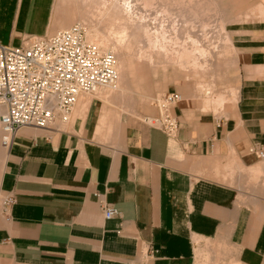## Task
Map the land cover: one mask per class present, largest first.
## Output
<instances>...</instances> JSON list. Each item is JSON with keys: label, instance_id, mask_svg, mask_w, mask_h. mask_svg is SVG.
<instances>
[{"label": "crops", "instance_id": "1", "mask_svg": "<svg viewBox=\"0 0 264 264\" xmlns=\"http://www.w3.org/2000/svg\"><path fill=\"white\" fill-rule=\"evenodd\" d=\"M54 5L0 0V43L69 27L55 23ZM232 43L240 89L217 93L218 106L205 98L204 110L177 103L175 135L104 103L127 83L79 97L61 129L24 127L9 149L0 132V264H217L199 257L205 242L218 264H264V196L249 188L260 162L250 149L264 146V34ZM228 103V116L207 111ZM104 204L121 215L105 218Z\"/></svg>", "mask_w": 264, "mask_h": 264}, {"label": "rangeland", "instance_id": "2", "mask_svg": "<svg viewBox=\"0 0 264 264\" xmlns=\"http://www.w3.org/2000/svg\"><path fill=\"white\" fill-rule=\"evenodd\" d=\"M141 1V4L139 3L138 8L135 9L132 14V23L127 21L126 17H123V20L118 19L115 15L116 11L105 9L101 6L98 0H55V23L60 20H67L69 22L68 26H72L75 23H82L86 29L88 28V31L91 27L98 29L101 33V37L104 33V36L109 39L107 44L110 46L109 49H112V51L116 53L117 62L125 61L128 67L125 81L129 84L130 88L117 97H114L112 101L102 98L103 96L110 97L109 93H102V91L101 93L99 91L97 94H83L80 97L88 96L98 99L102 98V100L104 99V101H107L104 103L110 104L113 109L118 111L116 112L118 114V118H121L119 114L123 112L129 114L135 119L140 118L154 125L155 119L160 116L159 105L161 104V99L167 92H179L182 94L183 99H191L193 103L197 104L204 110L202 103L206 98L205 95L207 94L206 92L204 93V86L211 85V97L215 96L219 92H224L226 95H229L232 87L240 89L242 59L237 46L236 51L232 52L233 46L228 42L233 40V42L237 45V41L242 38V34L248 32H259L264 34V14H260V11L256 9V6H258L259 3L264 4V0H153V7H146ZM152 11L153 14L156 12V14L158 13L160 16H164L166 12H170L171 14H174V16H177V18L181 19L176 22L179 23V35L177 39L178 42L174 43L178 46H176L177 48H180L175 51L176 53L173 50H170L169 54L165 55L164 53L162 54L157 51H152V48L154 47H152V45L147 41L148 39L145 37L146 33L144 28H142V24L144 23L139 22L145 19V17L141 16H145L144 14H148V12L151 13ZM190 12L191 14H189ZM134 13L137 16L134 15ZM194 13L197 14V18L193 16ZM246 14H249L251 18L246 19L249 18ZM210 15H214L212 16L214 18ZM146 18L148 19V17ZM204 20L206 21L203 22ZM202 22L205 24L208 23L207 25L210 28L209 30L211 32H209L211 37H201V28L203 26L205 27V25H202ZM221 23L225 26L223 27L224 30L226 29L225 31L227 33L222 32ZM150 24V20L145 22V25H147L148 28H152V25ZM128 27H130V29ZM61 29L64 28L58 26L52 33ZM190 35L197 40L198 45L200 44L208 52V55L200 57L198 60V63L200 62L199 66L201 67H196L194 65L195 63H193L194 61L192 62V60L190 62H186L187 65L183 60V64L181 66V63L179 62L180 59L178 58V55L176 56L178 51H183L182 48L189 50L194 49L195 44L191 41L189 37ZM117 37L118 39H116ZM121 37H124V41L121 40ZM119 38L123 45L119 43ZM161 42L163 41H160V44L164 46L165 42ZM179 42L180 44H178ZM140 55H142L143 58L140 57ZM235 57L237 58L236 61H234L236 59ZM163 65L168 66L165 69L159 70L157 73H155L152 69L147 68L150 66L157 68ZM182 68L187 70V72L183 71ZM209 68L211 69L206 73L204 79L200 76L192 74V72L198 73L208 70ZM121 88L122 86L119 87L118 91ZM114 93H117V91ZM218 99L209 98L208 101H210V105L217 106L219 101ZM231 106L232 104L228 103L225 105L223 110H219L218 112L211 109L207 111L213 112L217 116H228L227 109ZM173 109L174 108H171L172 113L174 114ZM152 118L153 120L151 121ZM66 125H64V127ZM262 162L264 161L262 160ZM249 175L251 180L249 186L251 194L264 196V175L263 177L256 179L253 177L251 172ZM251 198L249 202L253 204ZM261 204L264 205V201ZM205 245V250H198L199 257L205 259V261L208 260L206 263H210L211 258L214 256L213 254H215L216 262L218 264L219 258L222 256V254H220L221 251L217 249H213V251H211L208 248L209 244H206L205 242Z\"/></svg>", "mask_w": 264, "mask_h": 264}, {"label": "built area", "instance_id": "3", "mask_svg": "<svg viewBox=\"0 0 264 264\" xmlns=\"http://www.w3.org/2000/svg\"><path fill=\"white\" fill-rule=\"evenodd\" d=\"M118 78L116 54L89 40L80 23L44 36L25 37L19 45L0 43L1 145L9 149L27 126L61 129L81 95L97 94ZM182 100L176 91L161 99L154 125L170 136L179 127L171 108ZM250 151L264 160V146ZM12 201L9 198L7 204ZM103 211L107 219L121 215L108 204ZM153 254L154 250L146 251L147 256Z\"/></svg>", "mask_w": 264, "mask_h": 264}, {"label": "bare ground", "instance_id": "4", "mask_svg": "<svg viewBox=\"0 0 264 264\" xmlns=\"http://www.w3.org/2000/svg\"><path fill=\"white\" fill-rule=\"evenodd\" d=\"M99 1V3L101 4V6L102 7H104L105 9H109L110 11H116V13H115V15H116V17H118V19H122L123 17H126V19H127V21H129V22H132V14H133V12H134V10L135 9H137L138 8V5H139V3H140V1L141 0H98ZM184 1V0H183ZM183 1H182V3H183ZM141 2H143V4H145V6L146 7H153V4H154V2H153V0H142ZM181 2V1H180ZM191 2V1H190ZM193 2V1H192ZM263 3H264V1H263ZM141 4V3H140ZM258 5V4H257ZM144 6V7H145ZM256 6V5H255ZM98 7V6H97ZM99 7H100V5H99ZM115 9H117V10H115ZM143 9V8H142ZM149 9V8H148ZM256 9H258L259 11H260V14L262 13V14H264V4H260L259 3V5L258 6H256ZM154 10V9H153ZM217 10V9H216ZM106 11V10H105ZM104 12V11H103ZM107 12V11H106ZM105 12V13H106ZM136 13V12H135ZM134 13V15H136ZM138 14H141V13H138ZM155 14H156V12H155ZM155 14H153V11L151 12V13H149L148 12V14H144L145 16H141V17H145V19L144 20H142V21H139V22H142V23H144V24H142L143 25V27L142 28H144V31H145V37L148 39L147 41L152 45V47H154V48H152V51H157V52H159V53H164L165 55H167V54H169V51L170 50H173L174 52L176 51V50H178V49H180V48H177L178 46L176 45V43L178 42V31H179V27H178V25H179V23H176V22H178L179 21V19L180 18H177V16H174V14H171L170 12L169 13H167L166 12V14H164V16H160V15H158V13L155 15ZM189 14H191V12L189 13ZM88 15V14H87ZM106 15H107V13H106ZM105 15V16H106ZM134 15H133V17H134ZM153 15V16H152ZM166 15V16H165ZM207 15V14H206ZM247 15V17H249V18H246V19H250L251 17L249 16V14H246ZM103 16V15H102ZM101 16V17H102ZM137 16V15H136ZM139 16V15H138ZM193 16L195 17V18H197L198 16H197V14L196 13H194L193 14ZM211 16V15H210ZM212 16H214V15H212ZM211 16V17H212ZM259 16H261V15H259ZM140 17V16H139ZM146 17H148V19L146 18ZM221 17V16H220ZM239 17H241V16H239ZM246 17V16H245ZM86 18V17H85ZM212 18H214V17H212ZM211 18V19H212ZM117 19V20H118ZM140 19V18H139ZM199 19V18H198ZM123 20V19H122ZM148 20H150L151 21V24L150 25H152V28H148L147 27V25H145V22H148ZM181 20V19H180ZM203 20V19H202ZM238 20V19H237ZM206 20H204L203 22H205ZM128 22V23H129ZM202 22V23H203ZM67 23V22H66ZM117 23V22H116ZM133 23V22H132ZM134 23H135V21H134ZM210 23V22H209ZM68 24V23H67ZM80 24H82V23H80ZM208 23H203L202 25H205V29L202 27L201 29H202V36L201 37H205V38H209V37H211V34H210V28L208 27V25H207ZM64 25H65V23H64ZM83 26H84V24H82ZM201 25V26H202ZM206 25H207V28H208V30H207V28H206ZM136 26V25H135ZM138 26V25H137ZM224 25L221 23V27H222V32L224 33H227L225 30H224V27H223ZM64 27V26H63ZM70 27V26H69ZM69 27H67L66 26V28H64V29H67V28H69ZM124 27V26H123ZM140 27V26H139ZM175 27V28H174ZM86 28V27H85ZM113 28V27H112ZM125 28V27H124ZM129 29H130V27H128ZM112 30V29H111ZM124 30H126V29H124ZM197 30V29H196ZM210 31V32H209ZM86 32H87V37L89 38V40H91V41H94V42H96V43H98V44H100L104 49H106V50H110L109 49V45L107 44V41H109V39L108 38H106L105 36H104V33H103V36L101 37L100 35H101V33H100V31L98 30V29H96V28H92L91 27V29H89V31H88V28L86 29ZM170 32V33H169ZM123 33V32H122ZM125 33V32H124ZM110 34V33H109ZM112 34V33H111ZM115 34V33H114ZM118 34V33H117ZM171 34H172V36H171ZM113 35V34H112ZM120 35V34H119ZM118 35V36H119ZM122 35V34H121ZM124 35V34H123ZM125 35H126V33H125ZM129 35V34H128ZM114 36V35H113ZM117 36V35H116ZM127 36V35H126ZM125 36V37H126ZM190 37V39H191V41L193 42V44H195V46H194V49L193 50H189V49H183L182 48V52H177V54H176V56L178 55V58L180 59V65L182 66V64H183V60H184V62L186 63V62H190L191 60H192V62L193 63H195L194 65L196 66V67H201V66H199V64H200V62L198 63V60L200 59V57H205L206 55H208V52H207V50L205 49V48H203L200 44L198 45L197 44V40L196 39H194L191 35L189 36ZM225 37V36H224ZM111 38V37H110ZM122 38V37H121ZM124 38V37H123ZM121 39L122 41H124V39ZM112 39V38H111ZM116 39H118V37L116 38ZM114 40V39H113ZM120 40V38H119V43H121L122 41ZM204 40H206V39H204ZM225 40H226V38H225ZM160 41H163V42H161V43H164L165 42V45L163 46L162 44H160ZM174 42H176V43H174ZM207 42V41H206ZM228 42V41H227ZM228 43H230L232 46H233V43H232V41L231 42H228ZM126 44H128V43H126ZM178 44H180V42L178 43ZM184 44V43H183ZM192 44V45H193ZM201 44H203V43H201ZM121 45H123L122 43H121ZM186 45V44H185ZM112 46V45H111ZM120 46V45H119ZM177 46V47H176ZM123 47V46H122ZM232 48V47H231ZM192 49V48H191ZM150 50V49H149ZM214 50V49H213ZM111 51H112V49H111ZM140 51V50H139ZM114 52V51H113ZM153 52V53H154ZM172 52V51H171ZM115 53V52H114ZM176 53V52H175ZM207 53V54H206ZM116 54V53H115ZM147 55H149V54H147ZM211 55V54H210ZM209 55V56H210ZM150 56H151V52H150ZM140 57H142V55H140ZM171 57V56H170ZM139 58V57H138ZM143 58V57H142ZM151 58V57H150ZM171 59H172V57H171ZM178 59V60H179ZM139 60V59H138ZM118 64V71H119V78L117 79V81H116V83L115 84H113V85H111V86H108V87H105V88H102L101 90H100V93H101V91H102V93H109V96H111L112 94H114V92H116L118 89H119V87L120 86H122L123 84H125L126 83V79H125V77H126V75H127V69H128V67H127V65H126V63H125V61L124 62H117ZM193 63H192V65H193ZM151 64V63H150ZM191 64V63H190ZM135 65V64H134ZM186 65H187V63H186ZM205 65H206V63H205ZM205 65H203V66H205ZM188 66H189V64H188ZM154 67V66H153ZM194 67V66H193ZM180 68V67H179ZM183 69V68H182ZM184 70V69H183ZM104 89H106V90H104ZM233 90V89H232ZM231 90V91H232ZM207 94L205 95L206 96V98L207 99H209V98H215L214 96H210L211 95V92L209 93V91H207L206 92ZM234 93V92H233ZM233 93H231V94H233ZM217 98H219V97H217ZM221 99H222V97H220ZM223 99H224V97H223ZM79 100V99H78ZM219 101H220V99H218ZM217 101V100H216ZM224 101V100H223ZM222 101V102H223ZM78 103V102H77ZM77 103H76V105H77ZM216 104V103H215ZM223 104V103H222ZM219 105V103L217 104V106ZM220 106H221V104H220ZM215 108V107H214ZM219 108V107H218ZM153 120V118L151 119V121ZM264 161V160H263ZM250 171H252V173L251 174H253L254 176H255V178H258L259 176L261 177L262 176V174L264 173V162H260V163H258V164H256V166H254L252 169H250ZM253 176V177H254ZM263 177V176H262ZM259 202V201H258ZM258 205H259V203H258ZM257 207V206H256ZM202 254V253H201ZM203 256V255H202Z\"/></svg>", "mask_w": 264, "mask_h": 264}]
</instances>
